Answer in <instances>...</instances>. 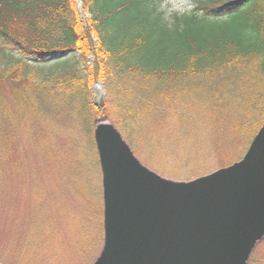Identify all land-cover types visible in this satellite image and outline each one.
<instances>
[{"label": "trees", "instance_id": "trees-1", "mask_svg": "<svg viewBox=\"0 0 264 264\" xmlns=\"http://www.w3.org/2000/svg\"><path fill=\"white\" fill-rule=\"evenodd\" d=\"M82 9L86 26L74 0H0V201L12 188L3 264H91L101 253L97 119L135 155L146 128L189 124L202 130L203 156L219 158L264 122V0H195L168 18L157 0ZM50 59L57 67L35 78ZM96 81L104 102L92 99ZM39 153L47 165L34 172L24 162Z\"/></svg>", "mask_w": 264, "mask_h": 264}, {"label": "water", "instance_id": "water-1", "mask_svg": "<svg viewBox=\"0 0 264 264\" xmlns=\"http://www.w3.org/2000/svg\"><path fill=\"white\" fill-rule=\"evenodd\" d=\"M93 137L104 228L95 264L246 263L264 232V122L240 160L188 181L141 164L107 119Z\"/></svg>", "mask_w": 264, "mask_h": 264}, {"label": "rangeland", "instance_id": "rangeland-1", "mask_svg": "<svg viewBox=\"0 0 264 264\" xmlns=\"http://www.w3.org/2000/svg\"><path fill=\"white\" fill-rule=\"evenodd\" d=\"M82 1L83 0L80 1V11L77 6V0H74V5L79 20L83 22L84 26H86L88 14L82 9ZM194 1L195 0H157V6L158 10L162 12L163 17L168 18L172 13H180L191 9ZM22 29V27H17L15 31H10L11 34L19 33L22 35L18 36L19 38L33 36L30 33L31 31H28L27 28L24 30ZM44 63H47V66H35V78L40 75V69L48 72L57 67L55 65L56 62H54V59L47 60V62ZM90 90L92 99L96 103L98 101L104 102L106 98V90L102 81L94 82L91 85ZM6 91H8V89H6ZM95 92L98 93L97 97ZM99 120L100 119H97L96 122ZM186 127H188V129ZM145 132L150 135L148 139H145L140 143L137 142L139 153L136 155L137 158L144 165L155 171L159 176L173 181H188L193 178L208 174L221 167L232 164L233 162L242 158L250 144L245 143L244 145L235 146L233 149L230 148L231 150H223L220 152V158L216 157L215 154L207 157L203 156L204 148L200 142L204 138L202 137V130H191L189 124L187 126L174 124L173 126V123H165L162 124V127L158 126V129L154 131L150 130V128H146ZM209 153L210 152H208V154ZM29 162L31 163L30 165L32 166L33 171L37 172L38 170L44 169L46 167L47 158L43 156V154L39 153L38 155L32 156L30 159L27 158L24 162V165H27ZM24 173L25 171L20 169V171L16 174L17 178H19V176ZM166 174L173 175L175 177H171ZM35 178L38 177L32 174V179ZM100 179H102L101 171ZM10 182L11 179L8 180V183ZM11 191L12 188L6 191L4 193L5 197H2L3 199L0 201V247L8 240V237L11 234V227L7 220L9 212L8 206L10 205L7 198H11V194L6 198V194ZM14 191L17 192L18 197H21L19 188H15ZM11 202L14 209L19 204L17 197ZM103 249L104 243L101 253H99V256L91 264H95L97 262L103 252ZM245 264H264V232H262L261 235L255 239V241L250 246Z\"/></svg>", "mask_w": 264, "mask_h": 264}]
</instances>
